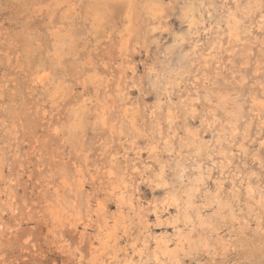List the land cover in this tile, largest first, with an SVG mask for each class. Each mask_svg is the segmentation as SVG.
Masks as SVG:
<instances>
[{
    "label": "rangeland",
    "instance_id": "374dc122",
    "mask_svg": "<svg viewBox=\"0 0 264 264\" xmlns=\"http://www.w3.org/2000/svg\"><path fill=\"white\" fill-rule=\"evenodd\" d=\"M0 264H264V0H0Z\"/></svg>",
    "mask_w": 264,
    "mask_h": 264
}]
</instances>
